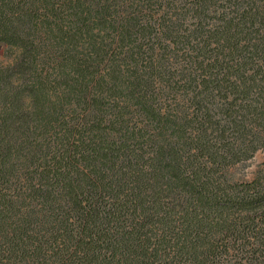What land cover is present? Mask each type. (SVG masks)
Wrapping results in <instances>:
<instances>
[{
    "label": "trees",
    "instance_id": "obj_1",
    "mask_svg": "<svg viewBox=\"0 0 264 264\" xmlns=\"http://www.w3.org/2000/svg\"><path fill=\"white\" fill-rule=\"evenodd\" d=\"M0 264H264V0H0Z\"/></svg>",
    "mask_w": 264,
    "mask_h": 264
},
{
    "label": "rangeland",
    "instance_id": "obj_2",
    "mask_svg": "<svg viewBox=\"0 0 264 264\" xmlns=\"http://www.w3.org/2000/svg\"><path fill=\"white\" fill-rule=\"evenodd\" d=\"M4 47L0 46V65H7L11 62ZM260 177L264 183V149H259L248 160L231 166L227 169L225 178L227 181L242 183ZM231 182V183H232Z\"/></svg>",
    "mask_w": 264,
    "mask_h": 264
}]
</instances>
